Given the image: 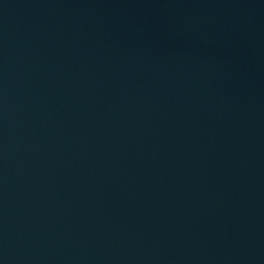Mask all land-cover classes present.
I'll use <instances>...</instances> for the list:
<instances>
[{"label":"water","instance_id":"1","mask_svg":"<svg viewBox=\"0 0 264 264\" xmlns=\"http://www.w3.org/2000/svg\"><path fill=\"white\" fill-rule=\"evenodd\" d=\"M0 264H264V0H0Z\"/></svg>","mask_w":264,"mask_h":264}]
</instances>
